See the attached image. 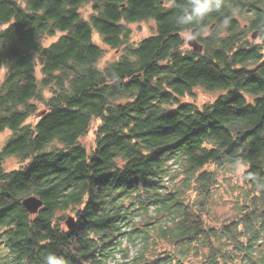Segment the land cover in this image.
I'll return each instance as SVG.
<instances>
[{
  "label": "trees",
  "instance_id": "obj_1",
  "mask_svg": "<svg viewBox=\"0 0 264 264\" xmlns=\"http://www.w3.org/2000/svg\"><path fill=\"white\" fill-rule=\"evenodd\" d=\"M212 3L0 0V264H264V0Z\"/></svg>",
  "mask_w": 264,
  "mask_h": 264
},
{
  "label": "rangeland",
  "instance_id": "obj_2",
  "mask_svg": "<svg viewBox=\"0 0 264 264\" xmlns=\"http://www.w3.org/2000/svg\"><path fill=\"white\" fill-rule=\"evenodd\" d=\"M89 11H90V6H88V8L85 9V15H88ZM86 17L88 18V16H86ZM130 27L132 28V33H133L132 34V41L133 40L139 41L140 39L148 37L152 33H154V31L156 29V22H155V20H147V21L131 24ZM211 30H212V27H210V29H206L203 32V35L207 36ZM258 36L259 35H253V38L257 39ZM96 38L99 39V36H96ZM53 40H55V38H53V37L47 38V39H45V43H49ZM99 42L101 45H104V47L106 48V55L103 59L104 62L108 63V62L113 61L119 57V55H120L119 50H115L113 48L106 46L101 39H99ZM187 43H188L187 47H189L187 49H193V48L199 46L198 43H201V42H199L196 39L195 35L193 36L190 34L188 39H187ZM254 65H251V66L254 67ZM2 77H3V72L0 75V79ZM195 94L197 95L195 97V102L199 106H202L206 101L213 100L214 98H216L220 94V92H218V91L208 92V91L203 90L202 88H198V89H196ZM184 99L185 100H192V98H188V97H186ZM10 136H11L10 131H5L3 133H0V144L4 143V141H6L8 138H10ZM86 141L88 142V139H86ZM5 166H6V168L10 169L11 167H14V166L20 167L21 163H19L15 157H9L5 161ZM220 211L222 212V211H224V209H221ZM66 220H67V218H66Z\"/></svg>",
  "mask_w": 264,
  "mask_h": 264
},
{
  "label": "water",
  "instance_id": "obj_3",
  "mask_svg": "<svg viewBox=\"0 0 264 264\" xmlns=\"http://www.w3.org/2000/svg\"><path fill=\"white\" fill-rule=\"evenodd\" d=\"M254 35H258V31H256V33ZM198 45H199V47L198 48L195 47V48H197V50H202L203 45L201 43H198ZM22 204L29 211V213L36 214V213H38L40 208L43 206V200L36 195H30V196L23 198ZM66 225L69 228L75 227V217L72 215L68 216L67 220H66Z\"/></svg>",
  "mask_w": 264,
  "mask_h": 264
},
{
  "label": "clouds",
  "instance_id": "obj_4",
  "mask_svg": "<svg viewBox=\"0 0 264 264\" xmlns=\"http://www.w3.org/2000/svg\"><path fill=\"white\" fill-rule=\"evenodd\" d=\"M197 3V15L200 19H203L207 14L214 10L212 0H197Z\"/></svg>",
  "mask_w": 264,
  "mask_h": 264
},
{
  "label": "flooded vegetation",
  "instance_id": "obj_5",
  "mask_svg": "<svg viewBox=\"0 0 264 264\" xmlns=\"http://www.w3.org/2000/svg\"><path fill=\"white\" fill-rule=\"evenodd\" d=\"M197 38V37H196Z\"/></svg>",
  "mask_w": 264,
  "mask_h": 264
}]
</instances>
